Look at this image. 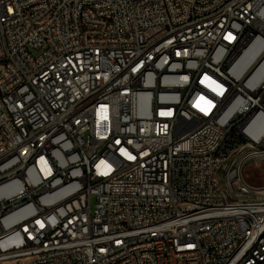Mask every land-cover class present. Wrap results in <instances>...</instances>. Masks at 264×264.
<instances>
[{"label":"built area","instance_id":"2783aa9c","mask_svg":"<svg viewBox=\"0 0 264 264\" xmlns=\"http://www.w3.org/2000/svg\"><path fill=\"white\" fill-rule=\"evenodd\" d=\"M263 111L264 0H0V264H264Z\"/></svg>","mask_w":264,"mask_h":264},{"label":"bare ground","instance_id":"6f19581e","mask_svg":"<svg viewBox=\"0 0 264 264\" xmlns=\"http://www.w3.org/2000/svg\"><path fill=\"white\" fill-rule=\"evenodd\" d=\"M260 47V46H259ZM255 51H250L244 57L241 59L240 65L241 67H244L247 63H249L253 57H254ZM259 120L260 127H256L254 125H251L248 129L250 136L259 144H264V111L261 112L257 118ZM264 148V146H254L252 144H246L243 148H246L248 152H250V155H259L262 151L261 148ZM241 158V157H239ZM238 156H234V164H229V178H237L238 177V166H242V164L239 161ZM245 158V157H244ZM253 158V157H252ZM262 156L260 157V159ZM240 184L241 185H248V182L244 178L242 171L240 173ZM255 237H264V223L261 227V229L255 230Z\"/></svg>","mask_w":264,"mask_h":264},{"label":"rangeland","instance_id":"374dc122","mask_svg":"<svg viewBox=\"0 0 264 264\" xmlns=\"http://www.w3.org/2000/svg\"><path fill=\"white\" fill-rule=\"evenodd\" d=\"M260 148L262 151H264V148ZM261 156L262 158L260 159ZM238 158L242 164V174L246 181L254 188L264 191V152L257 156H252L250 155V152L246 150V148L242 147L238 153ZM223 175L224 173L221 171V178Z\"/></svg>","mask_w":264,"mask_h":264}]
</instances>
